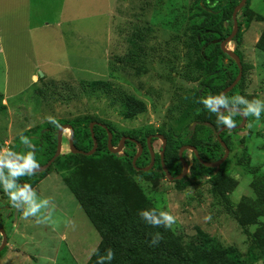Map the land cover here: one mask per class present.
Segmentation results:
<instances>
[{
    "label": "rangeland",
    "instance_id": "374dc122",
    "mask_svg": "<svg viewBox=\"0 0 264 264\" xmlns=\"http://www.w3.org/2000/svg\"><path fill=\"white\" fill-rule=\"evenodd\" d=\"M31 1L32 54L11 46L0 53V147L23 151L22 133L31 140L38 163L43 164L46 151L40 148V126L48 122V116L67 121L78 116L97 118L126 134L182 133L177 118L185 94L198 87L201 75L186 27L190 0ZM258 16L264 18V0H248V25L242 27L239 43L227 45L241 53V92L249 100L264 99V21ZM37 21L44 24L34 29ZM147 26L154 29L147 42V70L137 75L114 59L127 53L134 30ZM22 48L28 47L23 44ZM34 59L37 64H33ZM31 75L35 82L27 84ZM95 81L106 83L110 93L88 91V87V93L81 92ZM44 88L46 95H41L38 90ZM122 94L142 101L145 111L126 118L116 99ZM55 95L61 98L54 100ZM224 137L229 155L223 180L231 185L229 198L257 223L243 225L227 210L213 193L208 177L180 185L166 178H145L132 172L123 153H118L117 167L127 182L122 197L130 209L138 206L143 196L157 211L175 215L177 222L168 231L186 247L206 237L219 246L238 250L248 261L250 235L260 233L259 222L264 223V112L259 120L246 117L243 128L228 130ZM68 138L66 129L57 161L34 176L37 182L33 189L38 197L50 199L54 208L44 211L53 212L56 225L38 224L36 217L25 219L22 209L14 215L13 207L0 205V226L9 234L0 264H85L99 244V233L64 179L75 177L78 184L89 181L100 171V164L82 159L74 171L68 170L75 163ZM151 144L158 152L161 141L155 138ZM190 158L187 154L186 159ZM107 202L116 207L119 196L111 194Z\"/></svg>",
    "mask_w": 264,
    "mask_h": 264
},
{
    "label": "trees",
    "instance_id": "16d2710c",
    "mask_svg": "<svg viewBox=\"0 0 264 264\" xmlns=\"http://www.w3.org/2000/svg\"><path fill=\"white\" fill-rule=\"evenodd\" d=\"M239 1L190 0L186 27L197 51L195 65L201 71V75L197 79L199 81L198 87L189 90L185 94L187 99L184 100V107L177 118L178 125L182 127V133L159 132L166 138L163 160L172 176L179 175L182 170L178 158V150L182 145L194 146L200 158L205 161H217L224 154L223 147L216 139V132L223 125H218L216 115L205 109L199 101L208 95L220 94L238 73L235 61L221 51L220 41L226 38L232 30V12ZM247 4L248 0L237 14L238 31L235 37L226 44V47L230 42L239 43L241 40L242 27L248 25L246 17ZM258 20L264 21V18L258 16ZM153 31L154 29L150 26L135 29L129 41V50L123 56H116L115 63L122 68L131 70L134 74L145 73L147 70L146 59L149 56L147 42L152 37ZM215 40L218 41L213 42ZM261 43L264 48V42ZM234 52L241 59L243 72L244 66L241 53L237 50H234ZM243 80L244 74L242 73L240 81L226 96L229 98L234 95L246 97L241 92ZM50 84L54 85L53 82H50ZM64 89L69 88L64 85ZM86 90H101V92L107 94L111 91L108 85L101 81H95L84 86L81 92L88 93ZM38 92H41V95H46L45 88L39 89ZM54 92L56 93V91ZM59 98H61L60 95H55L53 99L57 100ZM116 99L121 104L122 114L128 119H132L145 111L144 103L133 96L122 94L121 98L117 97ZM233 119L235 125L241 122L240 115L235 116ZM56 120L60 125H71L73 145L76 149L83 151H89L93 147L89 124L96 121L106 126V128L98 124L93 126V133L98 146L92 155L73 154L69 151L70 157L75 163L68 170L72 169L74 171L82 159H89L94 160L95 164L96 162L100 164V171L91 180L79 184L76 183L75 177L64 179V183L77 197L86 216L101 237L95 248L98 251L92 253L85 264H97L98 258L104 255L106 249L109 248L113 250L115 255L113 260L106 261L105 264H264L263 222H259L261 232L250 235V245L247 252L249 260L246 261L238 250L219 246L206 237H201L198 241L186 247L179 238L167 229L152 227L139 215L143 210L156 209L154 206L149 205V201L143 196H140L138 206L130 209L126 205L122 195L127 182L117 167L119 154L123 153L121 155L132 172H137L145 178L159 179L165 178L160 164L159 152L161 149L155 152V162L150 170L146 172L138 171L132 165V158L137 151L136 144L131 140H126L119 154H112L107 147V131L112 133L111 143L114 147L119 144L122 136H128L141 143L143 150L135 162L136 167L139 168L146 167L150 162L146 138L155 133L149 131L147 134H126L116 130L105 120L87 116H78L69 121ZM40 128L42 129L40 141L43 143L40 148H44V151H46V161L44 162L46 163L55 152L58 128L49 122L43 123ZM226 131L228 130L221 132L220 137L228 146V141L224 137ZM187 154L190 155V160L186 159ZM183 157L189 164V172L183 179L174 180L173 182L176 185L194 184L202 178L208 177L213 193L227 210L243 225L257 223L253 216L240 208L234 207L229 198V192L232 188L230 183L223 180L227 159L218 168H207L189 150L183 152ZM56 161L57 158L54 162ZM35 175L22 177L19 182L29 183L33 187L37 182V179L34 178ZM114 193L119 196V203L116 207L109 205L107 202V198ZM131 212L134 213L131 214ZM157 232L163 238L158 245H152V237Z\"/></svg>",
    "mask_w": 264,
    "mask_h": 264
},
{
    "label": "clouds",
    "instance_id": "9594fccd",
    "mask_svg": "<svg viewBox=\"0 0 264 264\" xmlns=\"http://www.w3.org/2000/svg\"><path fill=\"white\" fill-rule=\"evenodd\" d=\"M199 102L203 104L205 109L216 115L218 125L228 128L235 127L233 118L237 115L252 116L259 120L262 112H264V99L249 100L242 95H234L229 98L220 93L203 97ZM46 119L54 127H61L55 117L48 116ZM19 140L23 145V151H15L10 147H0V188L7 195L12 207L22 209L25 219L36 217V223L38 224L50 223L56 225V221L52 218L53 212L44 211L49 209L50 206L54 208L50 199L38 197L31 184L19 182L22 177L34 175L35 170L39 168L36 153L32 150L33 145L29 137L21 133ZM139 215L146 223L156 228L163 227L171 230L177 222V217L166 210H143ZM207 219H210V217H207ZM162 238L159 232L155 233L151 244L158 245ZM97 251L98 249H93V253ZM114 255L111 248L106 249L105 254L98 258L97 264L110 262L114 259Z\"/></svg>",
    "mask_w": 264,
    "mask_h": 264
},
{
    "label": "water",
    "instance_id": "95a60500",
    "mask_svg": "<svg viewBox=\"0 0 264 264\" xmlns=\"http://www.w3.org/2000/svg\"><path fill=\"white\" fill-rule=\"evenodd\" d=\"M247 0H240L239 3L235 6L233 12H232V30L230 32V34L224 38L223 40L220 41V48L221 51L226 54L229 58H231L232 60L235 61L237 68H238V73L236 75V77L234 78V80L228 85L226 86L220 93L223 94H227L229 91H231L236 85L237 83L240 81L241 77H242V63H241V59L238 56V54H236V52H234L233 50L229 49L226 47V44L231 41L235 35L237 34L238 31V20H237V14L240 11V9L246 4ZM218 40H215L213 42H217ZM223 111V110H222ZM241 117V122L238 125H235V127L232 128H228L225 126H221L217 132H216V139L217 141L220 143V145L223 147L224 149V154L223 156L217 160V161H205L203 159L200 158L198 151L196 150V148L192 145H182L179 150H178V158L179 161L181 162L182 165V170L180 172L179 175L177 176H172L168 170V168L165 166L164 160H163V156H164V150H165V146H166V138L162 135V134H151L149 136H147L146 138V144H147V148L148 151L150 153V162L146 167L143 168H139L136 167L135 162L137 160V158L141 155L142 150H143V146L141 145V143L133 138H130L128 136H122L120 139L119 144L114 147L111 143L112 140V133L110 131H107L108 134V138H107V147L108 150L112 153V154H117L119 153L123 146H124V142L126 140H131L132 142H134L137 146V151L135 153V155L132 158V165L134 166V168L136 170H142L144 172L150 170L155 162V151L152 148V144H151V140L156 138L159 139L161 141V150L159 152V156H160V164L162 167V170L165 174V178L169 181H174V180H181L183 179L189 172V164L187 162V160L183 157V152L185 150H189L191 152H193L195 158L205 167L207 168H218L221 164H223L225 162V160L228 158L229 155V147L226 145V143L221 139L220 134L221 132L225 131V130H233V129H241L244 127L245 122H246V117L243 116L242 114L240 115ZM98 124L99 126L106 128V126L102 123L93 121L89 124V129H90V133H91V137L93 140V147L91 148V150L89 151H83V150H78L74 147L73 145V129L71 127L70 124H62L60 128L57 129V143H56V149L54 154L52 155V157L44 164L39 165V168L35 170V174L41 173L45 170H47L51 164H53V162L55 161V159L59 156L60 152H61V144H62V133L64 130H68L69 131V138H68V147L71 153L73 154H82V155H86V156H90L92 155L96 149H97V140L94 136L93 133V126ZM0 234L2 236V242L0 244V252L5 248L6 244H7V235L6 232L4 231V229L0 226Z\"/></svg>",
    "mask_w": 264,
    "mask_h": 264
},
{
    "label": "crops",
    "instance_id": "0c3cea01",
    "mask_svg": "<svg viewBox=\"0 0 264 264\" xmlns=\"http://www.w3.org/2000/svg\"><path fill=\"white\" fill-rule=\"evenodd\" d=\"M34 8L31 0H0V53L6 51V46L15 47L19 52L27 51L32 54V36L31 30L32 19L34 17ZM40 9L38 10L39 13ZM34 29L42 27L48 22H35ZM27 45V49H23L22 45ZM13 51V50H12ZM15 52V51H14ZM33 64H37V60H33ZM34 74V73H33ZM32 74V75H33ZM28 83L33 82V76ZM5 90V89H4ZM11 92V91H6Z\"/></svg>",
    "mask_w": 264,
    "mask_h": 264
},
{
    "label": "flooded vegetation",
    "instance_id": "af4514ba",
    "mask_svg": "<svg viewBox=\"0 0 264 264\" xmlns=\"http://www.w3.org/2000/svg\"><path fill=\"white\" fill-rule=\"evenodd\" d=\"M20 183H22V182H20ZM0 205H6V207L8 208V209H11L12 208V206H11V204H10V202H9V199H8V197H7V195L4 193V191H3V189L2 188H0ZM13 209H14V215L16 214L17 215V213H18V211H19V209H17V208H14L13 207ZM5 231V230H4ZM6 235H7V243H8V236H9V234H7L6 233ZM0 239H1V241H0V244H1V242H2V236H1V234H0ZM7 245V244H6ZM6 247V246H5ZM5 249V248H4ZM3 249V250H4ZM2 250V251H3ZM1 251V252H2ZM0 252V253H1Z\"/></svg>",
    "mask_w": 264,
    "mask_h": 264
}]
</instances>
